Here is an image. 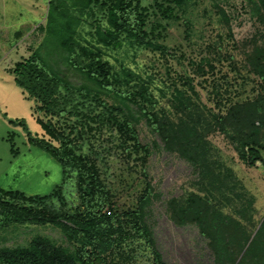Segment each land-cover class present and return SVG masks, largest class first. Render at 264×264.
I'll return each mask as SVG.
<instances>
[{
    "label": "trees",
    "instance_id": "16d2710c",
    "mask_svg": "<svg viewBox=\"0 0 264 264\" xmlns=\"http://www.w3.org/2000/svg\"><path fill=\"white\" fill-rule=\"evenodd\" d=\"M145 1L49 0L34 32L41 44L6 70L43 133L34 136L24 120L9 124L61 164L78 203L70 205L64 183L46 197L0 188V264H165L148 221L162 194L147 162L161 151L195 175L192 191L166 201L169 219L198 227L216 264H264V217L256 220L255 199L212 142L222 136L247 167H264V0H241L262 28V44L243 46L226 8L231 0ZM210 26L216 31L208 43ZM170 29L181 42L170 44ZM142 55L149 64L132 68L128 60ZM55 57L86 83L73 85L49 62ZM143 125L157 141L141 140ZM14 138L7 141L18 155ZM113 154L143 168L124 202L103 170ZM30 226L62 239L35 235L7 246L11 231Z\"/></svg>",
    "mask_w": 264,
    "mask_h": 264
},
{
    "label": "rangeland",
    "instance_id": "374dc122",
    "mask_svg": "<svg viewBox=\"0 0 264 264\" xmlns=\"http://www.w3.org/2000/svg\"><path fill=\"white\" fill-rule=\"evenodd\" d=\"M49 0H0V188L5 191H19L31 197L50 196L56 187L67 191L71 206L78 203L75 183L66 179L63 167L53 157L29 144L27 133L21 126L9 124V120H24L27 128L34 136H41L43 131L36 123L31 108L33 104L25 99L22 91L15 85L13 77L6 71L12 68L22 58L30 55V48H37L42 37L34 34L35 30L44 23L48 10ZM144 7L152 5L151 0L143 3ZM241 0H231L226 6L227 11L235 16L233 32L240 46L259 40L261 26L252 19L250 9L243 7ZM216 28L207 27L208 43L214 40ZM22 32L23 40L17 42L14 35ZM171 43L181 42L179 32L170 29ZM14 41L16 43H14ZM52 46L47 47V51ZM122 59V57L120 58ZM57 61L56 69L62 73L73 85L85 84V80L72 71L59 58H50L49 62ZM113 63L115 61L112 60ZM146 55H142L135 62L128 60L132 68L144 70L149 64ZM42 66L49 72L47 61H42ZM261 113L264 114V101ZM7 118H5L6 116ZM141 129V140L151 144L157 141L144 125ZM9 135H14L12 141L18 155L11 153ZM212 142L221 151L228 168H231L246 191L255 199L254 209L258 212L256 220L264 217V167L249 168L239 160L234 147L222 136L212 138ZM113 154L108 159V165L103 170L108 172L107 180L111 187L116 188L124 202L128 197H133L134 191H124L141 180L142 167L137 161L130 164ZM100 162V160H98ZM101 168V162H100ZM152 184L162 194L161 200L151 207V216L148 221L151 225L156 246L163 256L165 264H216L215 258L208 248L209 241L200 235L196 226H176L167 213L166 201L176 197L180 198L187 191H192L191 183L195 181L193 169L184 161L165 152H155L147 162ZM136 196L134 197V201ZM35 235H45L56 240L62 239L60 232L52 228L40 226L23 227L11 231L7 243L8 247L25 245ZM145 263L149 264L145 258Z\"/></svg>",
    "mask_w": 264,
    "mask_h": 264
},
{
    "label": "bare ground",
    "instance_id": "6f19581e",
    "mask_svg": "<svg viewBox=\"0 0 264 264\" xmlns=\"http://www.w3.org/2000/svg\"><path fill=\"white\" fill-rule=\"evenodd\" d=\"M18 34V33H17ZM17 41V40H16ZM14 43H16L15 41H14Z\"/></svg>",
    "mask_w": 264,
    "mask_h": 264
}]
</instances>
